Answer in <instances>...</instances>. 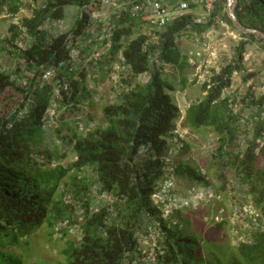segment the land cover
<instances>
[{"label": "trees", "instance_id": "16d2710c", "mask_svg": "<svg viewBox=\"0 0 264 264\" xmlns=\"http://www.w3.org/2000/svg\"><path fill=\"white\" fill-rule=\"evenodd\" d=\"M139 1L121 2L123 8L107 21L96 23L94 17L102 0H34L31 16L23 18L21 26L11 24L10 37L0 46V57L3 54L14 63L12 72L0 63V264H23L7 246L18 245L45 222L52 238L58 239L56 234L68 238L72 230L79 237L78 241L67 239L62 264H222L198 254V243L178 224L169 227L152 197L163 180L174 175L189 177L200 185L211 184L198 168L180 160L174 162L188 149L184 141L176 156L169 153L180 108L169 94L171 84L164 78L161 66L179 63L176 40L183 31L191 28L202 33L222 13L227 23L236 27L225 12L227 0H216L207 23L184 13L162 27L157 40L139 34L122 49V37L131 36L133 27L149 24L146 18L129 12L131 5ZM184 1L189 9L196 7L194 0ZM22 5L23 0H0V12L14 16ZM68 6L76 9L69 27L64 21ZM235 13L243 24L264 31V0H237ZM101 34L104 40H110L105 54L88 63L80 61L78 66L67 62L76 39L83 37L86 47L81 56H88ZM241 35L246 41L237 45L232 63L203 83L206 94L203 100L190 105L187 120L193 128L210 126L220 135L215 152L219 164L215 175L222 183L219 189L231 187L233 181L224 171L230 167L236 174L234 182L247 185V197L252 195L254 205L264 215V166L260 165L264 144L258 141L264 139V94L244 97L250 99L247 105L259 106L256 114L261 117L252 139L247 138L245 143H241L238 115L233 113L228 99L222 98L232 84L234 72L245 70L248 40L264 42L254 34ZM18 38L27 43L23 49L15 44ZM120 52L118 102L103 106L105 125L84 135L63 121L61 127L49 129L75 154L71 163H59L64 156L62 146H43L35 138L38 129L45 130L44 111L53 103L67 114L77 111L89 94L83 88L86 72L95 77L93 68L104 70ZM59 62L63 66L56 77L39 87L36 80L43 68ZM182 64L187 62L182 61L181 68ZM21 71L28 78L25 85L20 78L10 80ZM26 103H30L28 113L18 119L15 108ZM171 193L172 198L174 191ZM156 223L161 225L164 237L146 261L139 250L140 236ZM237 250L240 259L231 264H264V233L255 234L253 243H241Z\"/></svg>", "mask_w": 264, "mask_h": 264}, {"label": "rangeland", "instance_id": "374dc122", "mask_svg": "<svg viewBox=\"0 0 264 264\" xmlns=\"http://www.w3.org/2000/svg\"><path fill=\"white\" fill-rule=\"evenodd\" d=\"M132 1L111 0L108 7L101 6L97 9L100 11L94 20L96 23L98 20L105 22L112 13L123 8L121 2L129 3ZM178 1L171 0V6L176 7ZM194 2L196 7L194 9L188 8L183 13H191L198 22L207 23L204 19L203 3L201 0H194ZM33 7L34 0H23V5L16 15L0 12L1 46L3 41L10 37L11 24L21 26L20 23L23 18L31 16ZM75 14L76 9L74 7L65 8L64 21L67 27L72 25ZM177 14H181V12H177ZM220 15L223 18V13ZM225 23L227 27L213 22L202 33L191 28L183 31L176 40L179 63H165L161 66L164 78L171 84L169 94L180 108V117L176 122L175 134L188 145L187 151L173 160L174 162L180 160L184 164L198 168L203 175H206L211 184L200 185L189 177L174 175L172 177L175 182L174 196L171 198L173 200L163 203L155 195L152 199L162 210L163 217L167 219L169 227L173 228L178 224L183 233L191 235L192 239L198 243L196 249L198 254L203 255L207 261L216 260L221 261L222 264H231L240 259L237 248L241 242L250 243L259 229L264 230V215L260 208L254 205L252 195L247 197V185L234 182L236 181V174L230 167L224 171H226L230 182L233 181L230 183L232 185L228 189L225 187V190L219 189L222 183L215 175L219 168L215 152L220 135L210 126L193 128L187 120V110L190 105L203 100L206 94L202 88L203 83L209 81L214 72H219L224 66L232 63L237 45L246 41L237 28L234 29L226 20ZM160 30L161 28L146 23L139 28L133 27L131 36L121 38L122 49L139 34H145L151 40H157V33ZM229 31H232L233 35ZM100 37L92 46L94 55L89 56L90 61L105 54L108 49L107 45L110 40H104L103 34ZM120 56L121 52L115 61L110 62V66H104V70L93 68L94 72H90H93L95 77L86 72L85 87L83 88H86L89 94L81 100L77 111L73 110L72 113L67 114L64 108L58 109L56 127H61L63 121V123L73 127L75 132L84 135L98 125H105L103 106L118 102L121 76L118 60H122ZM182 61L187 62V64H182L183 68L179 65ZM82 62L86 63L84 60ZM0 63L6 71L12 72L14 66L7 56L2 54ZM244 66V71L234 72L232 84L224 90L222 96L223 99H228L233 113L240 107L241 103L244 105L247 102L248 98L244 99V97L248 94H254L256 97L264 94V42L248 40L244 54ZM237 125L241 135L246 136L245 127L240 126L238 121ZM48 131V129H38L36 140L40 141L43 146L49 145L51 147L52 143L60 144L62 146L61 154L64 156L58 162L63 165L71 163L75 159L73 150L67 149L68 144H65L55 132L53 134V132ZM62 132H66V129H62ZM251 136L252 132L249 131L245 140L247 138L252 139ZM243 142L244 140L241 141V143ZM65 149L66 152H63ZM260 165L264 166V157ZM259 223L261 227L257 228ZM75 231L72 230L68 238H60L56 234V237L59 238L55 239L51 237V228L45 222L30 237L21 239L18 245L7 246V249L18 255L23 264H62L65 261L62 251L67 246V239L79 240ZM163 237L161 225L158 226V224L156 227L149 228L148 232L142 233L139 240V250L144 252L143 258L146 261L153 256L156 246L160 244Z\"/></svg>", "mask_w": 264, "mask_h": 264}, {"label": "built area", "instance_id": "2783aa9c", "mask_svg": "<svg viewBox=\"0 0 264 264\" xmlns=\"http://www.w3.org/2000/svg\"><path fill=\"white\" fill-rule=\"evenodd\" d=\"M170 1L171 0H140L138 3L131 5L129 12L133 16L136 17L142 16L146 18L149 24H151L154 27L162 28L166 26L168 23L172 22L175 18L184 14L183 12H185L189 7L188 3L184 0H179L178 5L176 7H172ZM215 1L216 0H201L205 9L204 19L206 22L210 20V15L214 11ZM110 4H111V0H102V6L108 7ZM177 12H181V14H177ZM213 21L218 24H222V25L225 24V20L221 17V15L216 16ZM109 36L110 35H108V37ZM15 44L17 45L18 48L23 49L27 43L22 39L18 38L15 41ZM107 46L109 49L110 41ZM83 47H86V43L83 37L76 39L75 43L72 46H70L67 62L74 66L76 65L78 66L80 64V61L83 60L86 63H88V61L91 60V58L89 57L90 55L81 56ZM91 55H94V53H92ZM99 56H97L96 58H98ZM120 58L122 59V55L120 56ZM12 64L14 66V63ZM62 66H63V62H59L57 66L54 65L43 68V72L41 73L40 77H38V79L36 80V84L39 85V87H43L46 83L50 82L52 79L56 77L58 69ZM25 75H26L25 72L21 71V73L18 76L12 75L10 80L16 82V80L20 78L22 84L25 85L28 80V78H26ZM248 101L249 100H247V102L244 105L241 103L240 107L237 110H235V113L238 115V122L240 126L245 127L246 136L249 131L252 132L253 134L258 122L261 121L260 115L256 114L259 106L247 105ZM29 108H30V103H26L23 105L17 104L15 108L16 117H18V119H23L27 115ZM57 110L58 109L56 104L53 103L51 106L47 107V109L44 111L42 117V123H43V128L45 130L46 129L49 130L57 126V118H58ZM246 136L241 135L240 138L242 140H245ZM258 141L261 144H264L263 138L258 139ZM171 143L173 144L169 149V153L171 157H173L176 156L183 148V139L178 137L176 134L175 136L172 137ZM144 150L145 147H142L141 151L144 152ZM174 184L175 182L172 180V178H166L163 180V182L159 187L158 193L155 195L156 197L158 196L160 202H165L167 200H170L172 194L171 192L174 191ZM260 227L261 225L259 223L257 228ZM262 231L264 230L262 229Z\"/></svg>", "mask_w": 264, "mask_h": 264}, {"label": "water", "instance_id": "95a60500", "mask_svg": "<svg viewBox=\"0 0 264 264\" xmlns=\"http://www.w3.org/2000/svg\"><path fill=\"white\" fill-rule=\"evenodd\" d=\"M237 3V0H227V6H226V12L227 16L232 21L233 25L244 34H254L258 36L259 38L264 40V31L256 28V27H249L245 24H243L237 17L235 13V5Z\"/></svg>", "mask_w": 264, "mask_h": 264}, {"label": "clouds", "instance_id": "9594fccd", "mask_svg": "<svg viewBox=\"0 0 264 264\" xmlns=\"http://www.w3.org/2000/svg\"><path fill=\"white\" fill-rule=\"evenodd\" d=\"M260 232H263V233H264V231H262L261 229H259V230H258V233H260ZM253 240H254V238H252V241H251L250 243H253ZM241 243H248V242H241ZM250 243H249V244H250Z\"/></svg>", "mask_w": 264, "mask_h": 264}, {"label": "crops", "instance_id": "0c3cea01", "mask_svg": "<svg viewBox=\"0 0 264 264\" xmlns=\"http://www.w3.org/2000/svg\"><path fill=\"white\" fill-rule=\"evenodd\" d=\"M172 1H174V0H172ZM170 4H171V1H170ZM225 27H227V25H226V23L225 24H223ZM231 26V25H230ZM229 33L231 34V35H233V32L232 31H229ZM260 122V121H259ZM258 122V123H259Z\"/></svg>", "mask_w": 264, "mask_h": 264}]
</instances>
